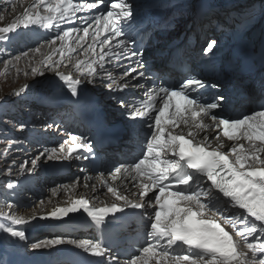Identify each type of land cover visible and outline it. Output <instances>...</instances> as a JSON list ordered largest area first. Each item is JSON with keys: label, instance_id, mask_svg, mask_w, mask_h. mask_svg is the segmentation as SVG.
I'll list each match as a JSON object with an SVG mask.
<instances>
[{"label": "snow or ice", "instance_id": "1", "mask_svg": "<svg viewBox=\"0 0 264 264\" xmlns=\"http://www.w3.org/2000/svg\"><path fill=\"white\" fill-rule=\"evenodd\" d=\"M97 7V2L81 3L79 0H32L22 15L0 27V40L10 39V33L20 35L18 29L56 26L58 34L54 39L22 53L31 68L30 73L24 72L25 76H44L52 72L73 97L78 95L82 84L102 83L118 94L142 88L139 82L144 77L139 70L142 60L135 58H142L143 54L127 48L128 42L122 39L110 46L112 40L122 36L124 29L117 24V19H130L131 5L119 0L111 5L106 15L93 17L91 23L87 16L77 17V13ZM74 18L87 26L59 28L61 24L74 23ZM90 28L94 29L91 33ZM102 32L110 35L98 41ZM89 37L91 43L85 48L83 42ZM57 41L60 42L58 47ZM97 43L100 52L96 51ZM105 47H108L107 52ZM42 48L50 52L42 53ZM216 48L217 41L211 40L203 51L211 54ZM78 49L83 50L85 59L71 55ZM90 53L99 58H89ZM37 54H40L39 59H36ZM56 54H59L58 60L54 59ZM121 57L129 62L126 66L117 63ZM20 59L21 56H16L2 61L5 71L15 68ZM33 60L35 66H32ZM69 64L71 69H68ZM107 64L123 67V71L113 75ZM62 67L68 70L61 71ZM30 87L25 84L13 95L20 96ZM217 87V84L190 77L176 87L159 85L148 90L139 104L135 99L126 101L121 97L118 100L133 120L147 118L146 127L150 130L145 136L143 158L115 167L111 177L112 181L130 177L135 182L136 191L132 193L135 201L101 175L107 192L115 198L111 206L89 209L90 201L81 197L72 200L68 207L54 206L46 215L32 214L26 218L14 211H5L4 208L11 210L13 207L5 204L0 208V232L26 241L25 231L13 226H28L30 221L38 219H61L81 208L100 224L106 214L122 212L119 202L123 201L124 207L152 209L146 224V246L134 250L124 264H264V103L251 114L230 116L223 95L208 102L200 91ZM217 130H221L222 135L215 134ZM223 138L234 142L227 151ZM70 140L71 146L64 157L57 155V149L53 148L47 158L68 159L81 147L92 151L80 137L73 135ZM64 150L61 145L59 151ZM30 164L31 167L25 161L17 175L35 171L37 161L32 160ZM7 188L14 189V184L9 182ZM61 190L74 191L75 184L62 185ZM44 203L40 201L42 206ZM63 244H74L101 258L97 264H104L105 257L108 264H119L108 249L92 241L52 239L33 243L31 247L41 249Z\"/></svg>", "mask_w": 264, "mask_h": 264}, {"label": "bare ground", "instance_id": "2", "mask_svg": "<svg viewBox=\"0 0 264 264\" xmlns=\"http://www.w3.org/2000/svg\"><path fill=\"white\" fill-rule=\"evenodd\" d=\"M256 1L258 2V1H262V0H256ZM5 18L8 19L7 16H5ZM231 19H233V17H231ZM162 20L163 21H161V23L159 25H156V23H154V25L159 26L161 29H165L166 31H169V32L170 31L174 32L179 26H182V30L175 31V37L177 35H179V37H180V38H178V41H186L188 38L194 36L196 29H198V28L192 29L190 27L191 26L190 23L192 22V20L190 23L188 21V23H186L184 28H183L182 23L180 25H178L179 24L178 21H172V20H166V19H165V21H164V19H162ZM220 20H222L223 23L232 22L231 20L228 19L227 16H221ZM9 21H10L9 19L6 20V22H9ZM201 21L202 20H198V23ZM216 22H217V20L214 21V23H210V24H207L206 22H204L202 25H204V24L205 25H212V24H215ZM103 33H105V32H103ZM14 34H15V32L10 33L9 35H14ZM169 38H171V37H169ZM213 40L217 41L218 37L214 38ZM84 47L86 48L88 46H84ZM96 51L100 52V46L99 45H97ZM104 51L107 52L108 48H104ZM41 52L44 53L43 50H41ZM71 55L73 57H79L80 59H85L82 49H78L77 52L71 53ZM21 57H22V55H21ZM22 58H24V57H22ZM39 58H40V54H37L36 59H39ZM59 58H60L59 54L57 56H54V59H56V60H58ZM89 58L98 59L99 57L98 56L93 57L90 53ZM118 62H119V64L125 65V66L129 63L123 57H121L120 61H118ZM110 65H112V64H107L106 67L110 68ZM32 66H35V60L32 61ZM17 68L19 69L18 70L19 76L22 75L21 73H24L25 71H28L29 73L31 71V68L28 64L27 58H24L21 62H19V67H17ZM71 68H72V65L69 64L68 69H71ZM68 69L63 68L60 70L61 71H67ZM112 70H113L114 75H117L119 73L118 68H113ZM49 73H51V72H49ZM19 76H17L16 78H18ZM23 76H25V75L23 74ZM31 77L33 78L34 76H31ZM28 80L29 79L25 80L26 84H27ZM54 80L55 81L52 85H49V83H48L49 86H43V85L38 86L37 89L35 90V92H32L33 89H31L30 91H29V89H25V92L22 95H20L19 97L22 98L23 96L25 97L26 95H29V97L27 98L29 100V102L34 101L38 106H42V107H48L50 105H56V104L63 105V106H65V108L68 111V115H67V120H68L69 116H70L69 111L71 110L72 104L75 105L76 102L82 101L84 98L91 95L92 93H98L100 95L99 90L98 91L94 90V89H97V88H94V86L95 85H99V86L105 85L102 83L87 84L88 88L86 90H82L86 85V84H82L81 86H79L78 95L73 97V96H71L68 88L66 86H63V82L59 81L60 80L59 77L54 78ZM20 89L21 88H19V90ZM101 90L105 93L109 91V90H107L106 85ZM138 90H139V88L138 89H129V90H125L124 93H120V94H118L115 90H113L110 93V98H111V95H113L112 93H114V99L111 98V101L115 102V99L119 100L121 97H123L126 101L132 100V98L138 93ZM122 109L123 108L118 103V104H116L115 109L113 111H120ZM120 114L121 113H116L115 116H118ZM0 119H1V116H0ZM72 121L74 122L75 126H77L78 123H77V120L75 117L72 118ZM54 122L55 121H52V124ZM52 124H50V125H52ZM47 127H49V126H47ZM55 128L61 129L60 123L59 124L57 123V125H55ZM71 132L72 133H71L70 137L73 135L78 136V137L82 138L83 142L87 143V136L79 126L74 128V130H72ZM65 142H67V143H65ZM65 142L62 144L64 146V149H65L64 152H60L57 150V155H59L61 157H64L66 155L67 148L69 146H71V143H72L71 140L65 141ZM39 143L41 145H43V147L38 149L41 151V152H39L38 156H40L41 153H44L42 159L45 160V157H46V160H47L48 159L47 156H48L50 150L53 149L54 147H51L50 149H45L46 141H43V139ZM45 150H48V151H45ZM36 153H38V151H36ZM68 160H71L74 164L71 175H74L73 171L76 170V172H78V176H79L81 174L79 171V168H83L84 164H83L81 157L78 155V152L76 151V152L72 153L71 158H68ZM52 161H54L55 163H51L47 166L42 167L41 171L43 173H46L47 177H49L50 179L51 178L56 179L55 178L56 174L64 173L66 171V168H65L66 167L65 166L66 160L65 159H59V160H52ZM26 175L27 176H25L24 179L25 180L29 179V180L27 181L28 183H26L25 186L27 188H29L32 192H34L35 188L37 187L36 180L32 181V179H30L33 176L32 174H30V175L26 174ZM82 175L86 176L85 173H83V172H82ZM38 177H40L39 174H38ZM64 180H65V178H61V179L57 180V182H58L57 186L59 187V185H61V184L69 185V183L72 185L76 184L75 190L74 191H71V190L70 191H62L61 188H55L52 195L49 193H48V195L46 193L44 194V195H47V197L44 198L45 203L43 206L39 205L38 208H36V209H32V210L21 209L20 211L17 210L16 206L15 207L13 206L14 208L11 211H14L16 215L25 216L26 218L31 216L32 214H36L37 216H42V215H46L48 212H50L54 206L63 207L64 204L67 203V201L70 199H76V198H79L80 196L90 197L91 195H94L95 189H93L92 187L84 188L80 184H77L79 177H76L71 182L64 183L63 182ZM32 182H35V183H32ZM51 196H52V198H51ZM98 197L102 199V197L100 195H98ZM49 198H51V199H49ZM13 227H15L19 230H24L26 233L27 240L26 241H19L16 238L17 241L20 243L19 244L15 243L12 246V245H10L9 242L14 237L8 236L5 233L0 234V264H65V259L67 257L63 255V250L65 249L66 245H69V244L56 245V246L49 247L48 249H45V248L36 249L38 251H32L31 250V248H32L31 244L39 242L35 239L36 238L35 234L39 230L48 229L49 231L54 232V230L59 228V227H63V228L72 227V224L69 220V214H68V216L63 217L61 219H53V218H49L47 220L46 219H43V220L38 219L37 222L31 221V223H29L28 226H13ZM75 227L79 228V226H75ZM31 239H33L32 242L30 241ZM50 240H52V239H50ZM71 248H72V251H76L79 249L74 244H71ZM40 255L45 256L44 260L43 259L41 260L39 258ZM259 255L260 254H258V258H259Z\"/></svg>", "mask_w": 264, "mask_h": 264}, {"label": "rangeland", "instance_id": "3", "mask_svg": "<svg viewBox=\"0 0 264 264\" xmlns=\"http://www.w3.org/2000/svg\"><path fill=\"white\" fill-rule=\"evenodd\" d=\"M6 49H4L3 47L1 48L0 46V109L2 110L4 108V106L6 105V103L8 104L9 107L14 108V107H19L20 104L23 103L22 98L27 99L29 97V95H26L25 97L23 96L22 98L19 96L13 97V93L17 92L19 90V88H22L24 86V84H26L25 80L29 79L27 84L30 85V90L33 89L32 92H35V90L37 89L38 86H49L52 85L54 83V78H56L57 76L54 73H49L46 72L44 76H34L33 78L31 77L32 75H28V76H23L24 73H21L22 75L19 76V72H18V68L19 67V62L16 64L15 68L9 67V69L7 71H5L4 65L2 61H8L7 60V54L6 56H4V53H7V51H5ZM122 67H119L118 69L120 70ZM63 69V67L61 68ZM123 71V70H122ZM14 74V75H13ZM19 76L18 78H16L17 76ZM10 78V79H9ZM25 78V79H24ZM31 80V81H30ZM60 81V80H59ZM25 82V83H24ZM49 83V85H48ZM33 86V87H32ZM105 85L103 86H99V85H95L94 90H99L100 92V96L102 98H104L108 104H112L113 106V110L115 109L116 104H118V100L115 99V102L111 101V98L114 99V93H112L113 95H111L110 98V91L108 92H103L101 89L104 88ZM29 90V91H30ZM107 94V95H106ZM17 97H19L20 99H17ZM27 102H29V100L27 99ZM24 108L25 110H29L28 105L24 102ZM27 112V111H25ZM0 114H3V112L1 111ZM28 114V113H27ZM18 112H11L9 114L8 118H4L1 117V119H7V121H1L0 120V128L2 127H6L7 128V133L9 134V138L5 139L4 137H6L5 134H3V131L0 130V208H3L5 204L8 205H12V206H16V204L21 205V202L24 199H28L29 200V208L30 210L32 209H36L38 208L40 204V201H45V197H47V195H44L47 191H43L39 189V184H37V187L35 188V191L32 192L34 194V196L30 195L29 193H25L28 188L25 186V184H17V183H13L14 184V189H8L7 188V184L9 182H14L15 178H20L19 176H17V171L19 169V167L25 162H31L32 160H34L33 158H36L37 154L32 156L31 154V150L33 149V145L34 142H30L26 147L21 145L20 143H26L27 140H25V138H21L18 139L16 137H13V133L15 132L16 134H19L20 131H22V129L17 128L16 129H12L10 126H16V124L13 122V118H15L16 116H18ZM28 116V115H27ZM32 119L34 118H27V122L32 121ZM52 120L51 117L45 115L43 116L38 122L40 123L41 127H44V131L45 133H49L47 139H43V141H46L45 143V149H50L51 147H54L53 145V140H62L60 138L57 137V133L59 131V129L55 128V125H57L56 122H54L52 124ZM50 124L51 127H47ZM59 124V123H58ZM26 131H24V135L25 137L27 136L26 132L28 133V131L30 130V125L26 124L25 127ZM62 138V137H61ZM70 139V137H69ZM42 139H40L38 141V143L41 141ZM16 141L18 143L13 144L12 142ZM86 141V140H85ZM65 141L61 142L59 145L57 146H61ZM39 145H41L39 143ZM57 146L54 147L57 149ZM19 148L22 150L21 152L17 153V151L19 150ZM60 147H58V151H59ZM35 152V151H34ZM41 152V151H38ZM4 153H7L6 155H4ZM21 158H19V157ZM43 155L38 156V159H35L37 161V166H38V174L39 176L43 177V180H48L50 183H54L57 182L56 179L54 178H49L47 177L46 173H43L41 171L42 167L47 166L51 163H55L52 160H43L42 159ZM29 167H31V164L28 165ZM11 168L12 171L9 172L8 169ZM34 175L35 172L33 171ZM74 174V178L71 180V177L65 178V180L63 181L64 183L66 182H71L73 181L76 177L78 176V172H76V170L73 171ZM27 176L26 174L24 175V177ZM45 176V177H44ZM35 177L37 178V175H35ZM4 178V179H3ZM1 179H3L1 181ZM39 179V178H38ZM67 179V180H66ZM40 180V179H39ZM58 183V182H57ZM58 185V184H57ZM55 186H50L49 188H47L49 194H53L54 189L53 188ZM18 188H21L22 190H18ZM22 194H20V192H22ZM37 200H36V198ZM15 198V199H14ZM52 198V196H51ZM49 198V199H51ZM8 202V203H7ZM12 207V209L14 208ZM17 210H21V206H16ZM5 211H11L10 209L4 208ZM26 210H29L26 208ZM49 219V218H48ZM43 220V219H41ZM47 220V219H46ZM38 220L32 221V222H37ZM31 223V221H30ZM3 233V232H1ZM10 245L13 246V244L15 243H20L17 241L16 238H12L11 241L9 242ZM71 245V244H69ZM34 248H31V250H33ZM48 249V248H45Z\"/></svg>", "mask_w": 264, "mask_h": 264}, {"label": "trees", "instance_id": "4", "mask_svg": "<svg viewBox=\"0 0 264 264\" xmlns=\"http://www.w3.org/2000/svg\"><path fill=\"white\" fill-rule=\"evenodd\" d=\"M32 251H38V250H36V249H33Z\"/></svg>", "mask_w": 264, "mask_h": 264}]
</instances>
